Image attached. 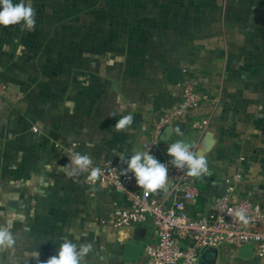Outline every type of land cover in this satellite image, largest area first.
Instances as JSON below:
<instances>
[{
	"label": "rangeland",
	"instance_id": "obj_1",
	"mask_svg": "<svg viewBox=\"0 0 264 264\" xmlns=\"http://www.w3.org/2000/svg\"><path fill=\"white\" fill-rule=\"evenodd\" d=\"M159 1L32 0L34 32L21 25L0 26V67L9 71L11 60L17 59L31 72L27 94L33 105L23 107L17 125L8 120L0 132L2 172L18 184L17 196L0 202V223L11 224L16 241L26 242L32 233L38 238L58 234L78 222L79 212L89 209L91 191L60 171L62 164L49 154L52 141L63 136L96 143L102 136L96 124L112 128L121 116L136 113L129 103L159 92L164 66L185 63L171 57L185 56L179 47L185 44L174 46L160 37L167 28L154 25L161 15L154 11ZM176 3H167L168 11L179 17ZM146 9L151 10L147 15ZM199 29L195 27L196 35ZM18 43L26 48L20 57L15 55ZM5 44L11 51L2 50ZM103 52L109 57L102 62L91 55ZM113 81L119 82L123 98L112 89ZM113 112L116 116H110ZM260 113L249 124L247 135L228 139L229 150L209 152L210 164L254 169L264 178V111ZM83 142L82 146L89 145ZM214 258L206 253L202 261L211 263ZM217 262L264 264V259L240 262L223 251Z\"/></svg>",
	"mask_w": 264,
	"mask_h": 264
},
{
	"label": "crops",
	"instance_id": "obj_2",
	"mask_svg": "<svg viewBox=\"0 0 264 264\" xmlns=\"http://www.w3.org/2000/svg\"><path fill=\"white\" fill-rule=\"evenodd\" d=\"M167 3L172 6L173 3L179 5V17L173 13L171 15L168 11H171V6ZM149 11L151 10H144V14L147 15ZM154 11H161L160 17L154 20V25L167 28L162 30L160 37L170 39L174 46L185 44L179 46L185 56H171L173 59L186 60L185 63L178 61L166 64L165 76L157 83L160 86L157 89L159 92L146 93L143 98L133 99L129 103V106L134 105L135 112L142 114L141 123L132 124L126 131H116L114 127L103 128L99 122L96 124V131L102 133L101 138L96 143H88L85 139L84 142L89 145L83 146L87 148L88 153L100 158L116 159L123 169L127 164L126 160L120 161L121 155L130 157L138 151L149 149L150 154L161 162L162 152L167 146L177 140L187 144L194 137L188 126L175 124L166 129L161 147L151 148L150 145L152 118L173 107L180 100L181 85H171L166 80V72L172 67L184 68L185 76H191L197 85L207 90L213 98V102L193 112L195 116L211 117V128L206 139L216 141L212 150H227L230 146L228 139H241L247 135L249 124L261 115L260 111H264V0H160ZM146 19L152 23V18ZM195 27L200 28L198 35L195 34ZM183 36L185 40H182ZM20 64L17 59H12L9 71L0 67V132L2 125L8 120L17 125L23 107L33 105L27 94L30 67L24 68ZM177 127L182 136L176 135ZM77 135L78 133H75V138ZM59 139L61 140L52 141L49 154L59 161L60 165H65L69 163L70 154L64 153L56 144L66 146L73 140L63 136ZM78 140L82 146L83 141ZM208 164L209 169L220 176L242 169L244 174L240 189L254 187L264 200V178L256 174L254 169H227L223 168V164L216 167L210 164V161ZM235 164L239 165V161L236 160ZM209 173L207 171L200 178L205 197L189 203V208L194 214L199 212L201 205L216 190L215 184L208 181ZM87 178V174L75 177V181L84 182L91 191L89 209L76 215L78 222L75 225L66 226L62 232L47 234L43 238L34 237L32 233V237L27 238L26 242L17 241L14 254H0V264H42L56 255L65 236L72 238L68 229H75L81 234L79 243H93L94 251L86 258V264H143L144 253L138 262L124 261L123 246L126 241L132 239L149 242L153 236L151 225L145 223L133 228H114L103 224L102 218L108 215L115 203L124 204V199L103 184H90ZM17 192V182L12 176L4 175L0 165V202L4 199H14ZM46 231L48 233L50 229ZM33 251H39V260L32 257Z\"/></svg>",
	"mask_w": 264,
	"mask_h": 264
},
{
	"label": "built area",
	"instance_id": "obj_3",
	"mask_svg": "<svg viewBox=\"0 0 264 264\" xmlns=\"http://www.w3.org/2000/svg\"><path fill=\"white\" fill-rule=\"evenodd\" d=\"M180 100L173 107L154 116L150 123V145L161 147L166 129L175 124H184L191 129L194 137L187 143L197 155L201 141L211 128L209 115L195 116L193 112L213 102L211 94L199 87L191 76L180 84ZM64 153L87 154L92 158L93 167L101 170L100 177L87 181L92 185L103 184L124 199V204L115 203L112 210L101 222L114 228H133L149 223L153 236L146 243L143 264H207L202 261L205 249L218 251L217 260L224 253L240 262L250 263L264 259V200L256 188L240 189L244 171L242 169L220 176L209 169V152L204 156L208 166V181L216 190L193 213L189 203L204 198L200 178L188 175L187 169H177L168 163L171 157L163 150L161 163L168 167L167 188L156 193L146 192L136 184L134 175L123 173L122 166L112 157L100 158L84 152L80 142L73 140L66 146L56 144ZM243 209L248 222H241L235 215ZM253 245L251 258L238 255V249Z\"/></svg>",
	"mask_w": 264,
	"mask_h": 264
},
{
	"label": "clouds",
	"instance_id": "obj_4",
	"mask_svg": "<svg viewBox=\"0 0 264 264\" xmlns=\"http://www.w3.org/2000/svg\"><path fill=\"white\" fill-rule=\"evenodd\" d=\"M35 16L36 10L32 0H15V2L14 0H0V26L4 28L21 25L25 31L34 32L36 30ZM2 50L8 52L11 51V48L5 44ZM25 51V45L18 43L15 55L20 57ZM110 116H116V113H110ZM133 121V115H123L118 119L114 128L116 131H126ZM176 135H183L178 127ZM190 149L191 145L182 140L171 143L167 148V153L171 157L168 163L177 169H187L188 175L192 177H199L207 173V161ZM68 158L69 163L60 166V171L68 177L75 178L87 174L88 179L92 181L100 177L101 170L93 167V161L89 155L75 153ZM119 159L121 162L126 160L127 167L123 169V173L127 175L131 172L135 177L136 184L146 192L156 193L166 190L169 171L167 164L161 163L154 155L150 154L149 149L143 152L138 151L130 157L121 155ZM235 215L241 222L245 224L248 222L243 209L237 210ZM68 233L72 238L69 239L68 236H65L63 242L59 244L56 255L51 256L42 264H86V258L94 251L93 243L87 241L79 243L82 237L75 229H68ZM16 243V236L11 224L0 223V254H14ZM31 255L39 260V251H33Z\"/></svg>",
	"mask_w": 264,
	"mask_h": 264
},
{
	"label": "water",
	"instance_id": "obj_5",
	"mask_svg": "<svg viewBox=\"0 0 264 264\" xmlns=\"http://www.w3.org/2000/svg\"><path fill=\"white\" fill-rule=\"evenodd\" d=\"M185 70L184 68L180 66H175L170 68L166 72V80L171 85H177L181 84L185 80ZM112 89L123 98V94L120 90L119 82L113 81L112 82ZM134 116L133 125H137L143 121V116L141 113H134L132 114ZM209 132H207L204 136V138L201 141L200 149L198 151L199 156H204L206 153L210 152L212 148L214 147L216 141L214 139H206V136ZM146 247L145 241H139V240H128L124 243L123 246V253H122V259L124 261H131V262H138L142 259L144 250ZM204 255L206 253H211L215 256L214 260L211 263L207 264H213L216 261V258L218 256V251L215 249H205ZM238 255L244 258H251L253 255V245L247 244L243 245L238 249Z\"/></svg>",
	"mask_w": 264,
	"mask_h": 264
},
{
	"label": "trees",
	"instance_id": "obj_6",
	"mask_svg": "<svg viewBox=\"0 0 264 264\" xmlns=\"http://www.w3.org/2000/svg\"><path fill=\"white\" fill-rule=\"evenodd\" d=\"M92 56H94L95 58H97L100 62H102V60H106V59H108V57H109V54L108 53H106V52H103V53H99V54H91ZM90 55V56H91ZM82 147V149H83V151L84 152H88L87 151V148H85V147H83V146H81Z\"/></svg>",
	"mask_w": 264,
	"mask_h": 264
}]
</instances>
